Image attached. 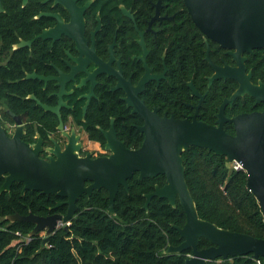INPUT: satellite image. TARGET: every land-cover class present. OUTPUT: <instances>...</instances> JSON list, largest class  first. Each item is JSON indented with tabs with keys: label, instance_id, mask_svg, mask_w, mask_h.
Masks as SVG:
<instances>
[{
	"label": "flooded vegetation",
	"instance_id": "af4514ba",
	"mask_svg": "<svg viewBox=\"0 0 264 264\" xmlns=\"http://www.w3.org/2000/svg\"><path fill=\"white\" fill-rule=\"evenodd\" d=\"M183 7L184 0H0V63L6 65L17 53L18 89L40 112L31 121L33 134L22 120L21 139L30 145L41 139V158L56 157L48 149L58 146L63 151L67 144L77 148L80 157L109 156L105 143L107 136L114 135L135 149L120 138L116 126L138 130L144 123L133 105H127L137 101L159 116L195 117L209 125L221 120L225 132L234 135L230 119L262 111L264 101L245 93L227 102L218 116L219 106L239 82L218 77L208 85L214 68L206 59V48L204 69L195 64L185 70L180 40L176 58L168 57V44L173 41L169 30L181 25L177 16ZM20 42L23 45L16 47ZM214 43L217 47L210 46L209 59L215 66H239L229 49ZM255 50H260L259 56ZM242 57L238 58L244 65L240 76L250 74L247 79L252 84H264V48L244 52ZM31 94L35 99L29 98ZM37 100L58 112L44 109ZM51 124L53 129L41 132ZM2 126L11 136L16 125L14 121ZM111 127L114 132H109Z\"/></svg>",
	"mask_w": 264,
	"mask_h": 264
},
{
	"label": "water",
	"instance_id": "95a60500",
	"mask_svg": "<svg viewBox=\"0 0 264 264\" xmlns=\"http://www.w3.org/2000/svg\"><path fill=\"white\" fill-rule=\"evenodd\" d=\"M184 3L192 22L203 34L206 59L214 68L208 85L218 77H231L239 82L232 96L219 106L218 116L227 102L245 93L254 96L257 102L264 101V84H252L247 79L250 74L241 77L244 65L238 59L245 58L242 57L244 52L252 53L253 49L264 48V0H184ZM210 40L229 49L228 53L242 66H215L209 59ZM21 45L22 42L16 47ZM192 89L194 93L195 89ZM29 98L35 99L32 94ZM37 103L41 104L38 100ZM41 105L46 110L58 112V108ZM127 105H133V111L144 120L138 126L144 135L141 145L130 149L115 135L107 136L105 147L111 154L97 158H91L89 154L80 157L77 148L68 144L63 151L58 150V146L48 149L55 152L56 157L41 158V139L33 145L21 139L24 124L20 115L13 116L16 126L11 136L0 123V175L4 176L0 193L9 191L12 183L17 182L23 184L22 194L26 190L55 194L66 198L62 203L67 205L65 214L39 216L15 213L6 215L5 219L33 223L28 237L43 231L45 243L59 226L67 227V222L78 208L76 201L82 194L91 195L93 190L105 188L108 192L107 212L113 215L118 189L120 186L128 189L127 180L134 173L138 174L139 180L164 175L163 186L155 185L153 192L144 194L143 208L147 210L155 196L165 198L172 207L176 206L178 200L185 213L183 226H175L183 240L176 246L169 245L165 254L190 249L191 253L184 264H207L218 258L248 254L255 260L264 257V238L221 228L199 217L185 180L182 158V153L190 146H198L226 156L229 163H237L239 169L247 173V189L254 194L264 217V109L230 119L235 128V134L231 135L225 132L221 120H217L218 125H209L195 117L189 120L159 116L156 110L150 111L141 101L135 104L127 102ZM110 131H113L112 127ZM200 238L207 239L211 245L198 249Z\"/></svg>",
	"mask_w": 264,
	"mask_h": 264
},
{
	"label": "trees",
	"instance_id": "16d2710c",
	"mask_svg": "<svg viewBox=\"0 0 264 264\" xmlns=\"http://www.w3.org/2000/svg\"><path fill=\"white\" fill-rule=\"evenodd\" d=\"M177 18L181 25L169 30L173 41L168 44V57L176 58L181 43L185 70L195 64L204 69L208 65L203 59L206 48L203 34L185 7ZM210 46L211 50L217 47L212 41ZM259 52L255 50L254 55L259 56ZM12 57L6 65L0 63V123L14 125L13 116L20 115L27 132L33 134L31 121L38 119L40 112L24 97L25 93L19 91L21 69L18 60L21 58H16V52ZM189 75L186 71L185 78ZM116 128L128 147L141 145L143 134L138 130L130 125ZM51 129L52 124L40 128L41 132ZM182 158L185 180L200 218L221 228L264 238V217L254 194L247 189V173L243 169H234L226 156L198 146H190L182 153ZM137 176L135 173L127 180L128 189L119 187L113 215L107 212L105 188L79 196L78 208L67 227L59 226L45 243V235L40 232L28 237L33 223L10 222L5 216L65 214L67 206L59 205L64 198L34 190L22 194L23 184L12 183L9 191L0 193V264H184L190 249L164 253L169 245L176 246L183 240L175 228L182 227L185 222L182 207L178 200L172 207L165 198L154 196L145 210L144 194L153 192L155 185L162 186L165 176L141 180ZM3 182L4 176L0 175V186ZM210 245L207 239L200 238L198 249ZM207 264H264V257L255 260L248 254L218 258Z\"/></svg>",
	"mask_w": 264,
	"mask_h": 264
},
{
	"label": "built area",
	"instance_id": "2783aa9c",
	"mask_svg": "<svg viewBox=\"0 0 264 264\" xmlns=\"http://www.w3.org/2000/svg\"><path fill=\"white\" fill-rule=\"evenodd\" d=\"M232 167L234 169H239V165L237 163H235V162H233ZM67 224H69V222H67ZM17 234L19 235V233H17ZM27 240H29V238H27Z\"/></svg>",
	"mask_w": 264,
	"mask_h": 264
},
{
	"label": "rangeland",
	"instance_id": "374dc122",
	"mask_svg": "<svg viewBox=\"0 0 264 264\" xmlns=\"http://www.w3.org/2000/svg\"><path fill=\"white\" fill-rule=\"evenodd\" d=\"M40 234H41V235H44V232L42 231V232H40Z\"/></svg>",
	"mask_w": 264,
	"mask_h": 264
}]
</instances>
